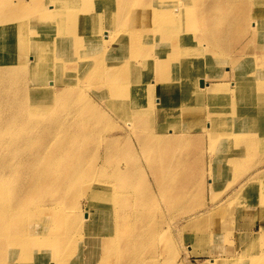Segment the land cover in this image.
<instances>
[{
    "label": "bare ground",
    "instance_id": "obj_1",
    "mask_svg": "<svg viewBox=\"0 0 264 264\" xmlns=\"http://www.w3.org/2000/svg\"><path fill=\"white\" fill-rule=\"evenodd\" d=\"M206 137L227 171L264 149V0H0V264L170 262L149 175L170 205L188 199ZM222 137L237 148L219 157ZM262 180L264 164L230 197ZM263 238L233 256L197 234L188 255L255 264Z\"/></svg>",
    "mask_w": 264,
    "mask_h": 264
},
{
    "label": "rangeland",
    "instance_id": "obj_2",
    "mask_svg": "<svg viewBox=\"0 0 264 264\" xmlns=\"http://www.w3.org/2000/svg\"><path fill=\"white\" fill-rule=\"evenodd\" d=\"M22 1H27V4H29L32 0ZM29 59L32 60V56L28 58V61ZM222 62V66L226 64L225 61ZM216 67H220L219 70L226 68L219 65L213 66V68ZM14 81L17 83L20 82L16 78H14ZM227 82L229 84L231 83L230 86L234 87L232 80L230 81L229 79ZM40 98L42 97L37 99ZM30 103L31 105L27 108H22V111H25L24 109H26L31 113L38 112L37 108L35 107V105L38 103ZM96 104H98V102ZM161 126L162 125L158 124V120L155 124L149 123L148 127L145 129V132L151 133L152 130H154V132L157 134L155 137L156 141L157 139L161 138V135H165V133H167L166 130L160 128ZM196 139L198 138L193 137V139L189 141V152H194L197 141H199ZM201 141L203 145L199 151L202 152L198 151L200 156L197 157L194 153H191L192 162L189 163L193 164L195 160H199L200 157H204L206 166L205 168L199 166L190 172V175H192L195 179L193 183L187 185L189 190L187 194L189 196L188 199H178L170 205L165 196H162L160 192L157 191L153 176L149 175L151 180V188L153 187V192H157L156 201L158 202V206H155L157 208V210H155L158 213L160 212V219H162V222L164 221V229L167 231L166 237L172 238L175 241L176 250L174 251L177 254V257H172L170 262L167 261L166 256H163V259L156 261L155 264H204L208 259L214 258V256L209 255L207 251H204L205 253H203V249L207 248L205 246L201 247L202 250L198 251V253L196 252L188 255V250L191 249L190 246H195V240L193 239L197 234H202V236L207 237V243H209L212 237H217V241L219 242L218 247H220L219 252L221 254H227L225 251V248L227 247V249L230 248L228 251L229 253L232 252L231 254L233 256H237L241 248H245V246L249 245V240L252 238V234L259 232L261 230V226H264V185L261 186V181H258L260 187L255 189L253 192L255 193V196L258 197V201L251 199L255 197L252 195V193L249 194L250 199L243 198L236 200V198L232 199L230 197L234 188H236L240 183L246 180L250 174H252L256 169L264 164V162L261 163L264 161V149L259 148L257 151L244 156V164L238 170L227 171L225 168H219L218 160L214 164L212 163V160H210L209 149L211 147V140L209 137L203 138ZM218 142L222 144L223 147V152H220L219 150V157L221 156V153L229 152L237 148L235 143L228 139V137H222L220 140H218ZM195 185H197L199 189ZM198 190L201 191L199 192ZM200 193L201 196L198 195ZM197 195L201 197V201L199 198H197ZM262 199L263 203H261ZM253 202L257 205H253ZM195 206L196 208H194ZM203 209H205V211H201ZM199 211L202 213L210 212L209 220L203 224H200L197 228H186L185 225L187 221L192 219L190 216H193L194 213H200ZM169 225H171L170 227L172 228H169ZM224 236H228V239L225 240ZM179 241L183 242V245ZM261 243H264V238L261 239L260 244ZM260 244L258 246H260ZM160 247L162 248V245H160ZM259 248L260 247L257 248L258 256L264 253V246L260 249ZM232 249L235 252H233ZM254 256L252 255L250 257L254 258ZM243 263L239 257L237 261H234L231 264ZM254 263L264 264V260Z\"/></svg>",
    "mask_w": 264,
    "mask_h": 264
}]
</instances>
